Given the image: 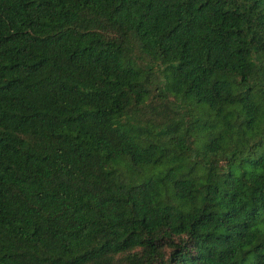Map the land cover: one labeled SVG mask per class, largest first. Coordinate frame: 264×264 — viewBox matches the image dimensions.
Wrapping results in <instances>:
<instances>
[{
    "label": "trees",
    "instance_id": "obj_1",
    "mask_svg": "<svg viewBox=\"0 0 264 264\" xmlns=\"http://www.w3.org/2000/svg\"><path fill=\"white\" fill-rule=\"evenodd\" d=\"M0 264H264V0H0Z\"/></svg>",
    "mask_w": 264,
    "mask_h": 264
},
{
    "label": "rangeland",
    "instance_id": "obj_2",
    "mask_svg": "<svg viewBox=\"0 0 264 264\" xmlns=\"http://www.w3.org/2000/svg\"><path fill=\"white\" fill-rule=\"evenodd\" d=\"M160 77L163 78L162 74L160 75ZM153 104L156 105V103H154V102H153ZM181 111H182V109H181ZM149 116H150V114H149ZM159 170H160V168L155 169L153 174H158Z\"/></svg>",
    "mask_w": 264,
    "mask_h": 264
}]
</instances>
